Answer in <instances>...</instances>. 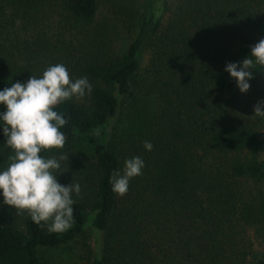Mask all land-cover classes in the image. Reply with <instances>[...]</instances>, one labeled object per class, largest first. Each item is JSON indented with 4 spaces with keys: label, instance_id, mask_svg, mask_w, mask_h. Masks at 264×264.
<instances>
[{
    "label": "trees",
    "instance_id": "1",
    "mask_svg": "<svg viewBox=\"0 0 264 264\" xmlns=\"http://www.w3.org/2000/svg\"><path fill=\"white\" fill-rule=\"evenodd\" d=\"M54 5L74 42L51 44L38 34L15 49L0 44V90L60 61L71 79L87 76L91 94L55 109L67 119L64 148L42 154L65 152L74 133L98 129L95 167L88 192L73 197L74 223L65 232L49 233L26 211L0 205V264H37L39 247L87 229L103 235L89 264H264L255 246L264 235V134L224 70L264 38V0H154L118 55L106 54L92 33L98 0ZM0 6L23 26L45 10L44 0ZM251 70L250 80L264 74L259 65ZM122 101L129 110L117 137L110 128ZM9 154L0 126V170ZM134 156L145 162L142 175L118 196L109 177Z\"/></svg>",
    "mask_w": 264,
    "mask_h": 264
},
{
    "label": "clouds",
    "instance_id": "2",
    "mask_svg": "<svg viewBox=\"0 0 264 264\" xmlns=\"http://www.w3.org/2000/svg\"><path fill=\"white\" fill-rule=\"evenodd\" d=\"M255 65L264 68V38L251 46L250 54L240 62L225 66L242 93L250 89L251 70ZM92 85L87 76L70 78L63 64L49 65L37 77L31 75L25 82H15L0 90V126L5 145L11 149L5 167L0 170V190L3 204L17 212L26 211L37 225L49 233L69 230L74 223L75 200L81 193L79 183L64 185L57 179L69 170L62 162L69 161L68 154L45 156L42 153L63 149L66 136L60 130L67 124L65 114L55 109L64 102L91 94ZM256 116L264 117V101L254 105ZM99 134L97 129L95 135ZM151 151V141H144ZM145 162L139 156L124 161L122 170H113L109 183L118 196H125L132 178L142 175Z\"/></svg>",
    "mask_w": 264,
    "mask_h": 264
},
{
    "label": "rangeland",
    "instance_id": "3",
    "mask_svg": "<svg viewBox=\"0 0 264 264\" xmlns=\"http://www.w3.org/2000/svg\"><path fill=\"white\" fill-rule=\"evenodd\" d=\"M153 1L98 0L97 14L91 30L99 44V48H102L109 55L122 53L135 33L139 18L151 6ZM165 1L169 2L171 0ZM44 3L45 10L37 22L30 26H23L18 21H11L7 9L0 6L2 9L0 12V44L6 46V48L11 44L13 47H9L15 49L17 46L20 47L22 41L32 42L36 40L38 34L51 44L61 45V42L72 40L74 42V39L70 40L69 33L63 22H61L62 18L58 14L54 0H44ZM148 56V52L142 56L141 67L146 64ZM60 63L61 61L57 64ZM249 84L250 89L246 93H242L239 88L236 89V92L242 93L246 100L250 102L251 106L247 111L251 114V117H258L261 122V133L264 134V117L253 114L254 105L258 101H264V74L256 79L249 80ZM128 110L126 102L122 101L111 124L110 135L115 133L118 137V125L126 121ZM94 139L95 134L93 133H74L69 140L67 151H61L54 155L58 157L61 154H68L69 161L65 160L62 164L65 167L68 165L69 170L59 174L57 179L64 185H68L72 181L79 183L81 186L80 195L87 193L91 184L89 178L93 172H90V170L95 165L90 152ZM88 162L92 165L91 167L86 165ZM81 165L89 168L87 170L89 174L87 173L85 177L80 175ZM74 196L77 195L73 193ZM0 205L6 206V204H3L2 190H0ZM102 236L100 233L87 229L84 234L60 246L54 248L39 247L36 251L37 264H89L92 253L98 247L96 240H100ZM255 246L259 251L264 252V235L261 239H258Z\"/></svg>",
    "mask_w": 264,
    "mask_h": 264
}]
</instances>
